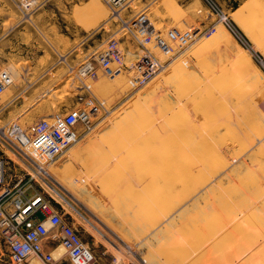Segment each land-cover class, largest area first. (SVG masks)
<instances>
[{
	"label": "rangeland",
	"instance_id": "obj_1",
	"mask_svg": "<svg viewBox=\"0 0 264 264\" xmlns=\"http://www.w3.org/2000/svg\"><path fill=\"white\" fill-rule=\"evenodd\" d=\"M110 41L114 74L97 61ZM4 69L7 182L33 175L26 197L73 219L93 264H264V0H0ZM75 107L91 127L47 170L4 134Z\"/></svg>",
	"mask_w": 264,
	"mask_h": 264
},
{
	"label": "built area",
	"instance_id": "obj_2",
	"mask_svg": "<svg viewBox=\"0 0 264 264\" xmlns=\"http://www.w3.org/2000/svg\"><path fill=\"white\" fill-rule=\"evenodd\" d=\"M113 4H124L129 0H107ZM210 1V0H209ZM226 21V18H224ZM234 32L231 23L226 22ZM172 39H186L188 36L179 31H171ZM157 45L162 50H169L170 44L161 37ZM116 41H110L98 55V63L108 73L120 72V68L111 67L114 60ZM157 57H144V70L141 81H146L157 70ZM83 76L95 77L97 67L92 62H85L80 68ZM13 82L12 72L8 69L0 71V94L7 85ZM88 89L91 85H85ZM80 126L85 129L91 127V115L86 107H75L56 116L41 118L26 128L17 122H10L4 128V134L22 150H28V155L39 164L40 170L54 161L73 143L81 137ZM47 170V169H46ZM33 175L19 176L11 185L6 177V160L0 158V241L9 251V264H33V259H40L42 264H52L58 260L53 249H46V242H58L70 256L72 264H93L96 254L86 241L73 219L63 215L59 210L49 207L43 197L35 194L26 197L25 190L31 185ZM25 187V188H24ZM43 212L40 217L37 211Z\"/></svg>",
	"mask_w": 264,
	"mask_h": 264
},
{
	"label": "crops",
	"instance_id": "obj_3",
	"mask_svg": "<svg viewBox=\"0 0 264 264\" xmlns=\"http://www.w3.org/2000/svg\"><path fill=\"white\" fill-rule=\"evenodd\" d=\"M52 248V244L48 241L46 242V249L50 250Z\"/></svg>",
	"mask_w": 264,
	"mask_h": 264
},
{
	"label": "bare ground",
	"instance_id": "obj_4",
	"mask_svg": "<svg viewBox=\"0 0 264 264\" xmlns=\"http://www.w3.org/2000/svg\"><path fill=\"white\" fill-rule=\"evenodd\" d=\"M11 66V65H10ZM11 68V67H10ZM13 68V67H12ZM18 69V68H17ZM13 70H14V68H13ZM61 255V254H60ZM59 256V255H58Z\"/></svg>",
	"mask_w": 264,
	"mask_h": 264
}]
</instances>
